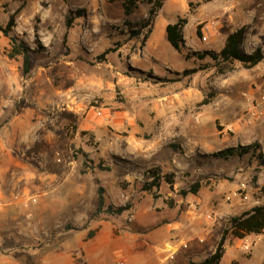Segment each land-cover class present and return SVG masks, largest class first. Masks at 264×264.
I'll return each instance as SVG.
<instances>
[{
	"label": "rangeland",
	"instance_id": "obj_1",
	"mask_svg": "<svg viewBox=\"0 0 264 264\" xmlns=\"http://www.w3.org/2000/svg\"><path fill=\"white\" fill-rule=\"evenodd\" d=\"M41 4L39 12L45 16L43 19L36 11V0L25 1L21 16L24 19L34 16L30 23L24 25H32L35 31L40 27L45 33L54 30L56 44H60L66 33L65 18L71 15V10L85 9L86 15L88 9L90 16L103 18L97 27L90 28V36L92 40L95 38V43L88 47L92 50H87L85 55L81 54L85 57L83 59L82 56L73 58L68 48V32L62 44L49 50L44 48L36 33L32 37L39 53H32L34 61L31 66L45 68L44 72L50 75V80L45 83L44 89L56 91L64 97L58 101L55 110L50 109L41 118L42 124L54 133L57 143L66 142L62 148L68 156L62 170L68 169L71 173L69 177L62 175L60 184L74 185L80 190L72 195L75 204L70 210H61L60 219L54 222L57 224L43 226L34 221L29 226V236L7 237L0 242V249L12 253L22 264H38L41 254L36 252L50 235L64 232L76 234L86 229L90 237L89 232L92 231L94 235L101 222L111 220L114 225H122L120 230L137 232L139 228L134 226L133 220L139 217L152 223V218H155L152 204L159 196H163L167 206L173 208L183 203L186 197H192V193L184 195L180 191L187 190L194 182L198 181L203 187L212 184V180L229 184L234 177L226 176L225 173L235 167H249L248 175L241 179L249 184L254 182L258 165L262 163L258 153L254 152V159L253 156H245L243 159L229 158V161L214 155L221 145L244 140L236 132L239 128H236L246 123L250 104L256 100L244 90L240 92V99L230 98V90L226 86L230 73L217 72V69H225L230 64L209 58L210 62H202L191 54L187 58L181 51L170 46L165 29V40L158 43L157 50L153 51L156 59L145 60L140 53L148 35L147 26L142 27L149 9L145 3H140L129 17L133 21L132 26L123 24L125 16L121 1L44 0ZM6 13L1 11L0 18L5 17ZM167 17L160 14L155 18L152 41L159 36L161 25ZM95 23L81 17L73 20L71 27L76 32L78 42L82 39L81 31L84 27ZM132 29H139L138 34L136 30L130 31ZM192 31L193 25L190 22L183 31L187 39ZM28 33H32V30ZM115 40L123 44L122 49L119 53L105 54L101 59L100 54L112 46ZM248 43L250 41L247 39ZM202 45L207 47L204 42ZM56 48L59 49L58 53ZM58 57L60 63L55 60ZM71 58L74 59V67L70 71L68 64L64 63ZM51 59L56 61L55 64H46ZM232 65L234 67L235 63ZM238 66L237 70L246 71L241 64ZM191 69L195 70L187 73L186 70ZM231 73L237 75L239 72ZM85 76L93 79L89 86V90L92 89L91 95L80 101L74 113L69 106L76 103L69 101V94L74 91L79 79ZM25 78L29 82L25 89L36 88L29 81L30 75ZM263 86L264 81L259 96ZM238 99L249 103V106L243 107L242 118L234 121L228 114L218 111L226 103H237L235 100ZM56 157L63 158V155L57 153ZM152 160L160 161L162 173L174 174L173 185L170 187L162 180L160 187L154 190L156 196L142 190V184L148 180L144 171L152 166ZM99 186L104 188L106 204H128L129 209L121 215L106 212L94 214ZM36 203L35 196L29 197L27 205L36 206ZM38 212V208L32 207L30 214L36 217ZM43 229L47 231V236L41 234ZM12 231L16 232L15 228ZM251 250L253 254L257 253L256 248L252 247ZM251 250H244L247 258ZM102 260L104 264H114L115 261L131 264L121 260V256L110 253ZM76 261L77 264L84 263L82 259Z\"/></svg>",
	"mask_w": 264,
	"mask_h": 264
},
{
	"label": "crops",
	"instance_id": "obj_2",
	"mask_svg": "<svg viewBox=\"0 0 264 264\" xmlns=\"http://www.w3.org/2000/svg\"><path fill=\"white\" fill-rule=\"evenodd\" d=\"M25 1L15 16L13 34L24 41L30 49L28 65L30 73H23L21 56H8L9 37L0 31V242L11 236H29V226L34 221L43 226L57 224L54 222L56 219H60L61 210H70V207L75 204V197L72 195L76 190H80L74 185L60 184L62 175L69 177L71 173L68 169L62 170L63 163L67 161L66 157L68 156L65 155V150L62 148L66 142L57 143L53 137L54 133L46 128L44 123L42 124L41 118L50 109L55 110L58 101L60 102L64 97L56 91L44 89L45 83L50 80V75L44 72L45 68L38 69L31 66L34 61L32 53H39L34 47L32 37L36 33L44 48L49 50L51 47L54 48V46L62 44L64 36L68 32V43L70 44L68 48L73 58L82 56L83 59L86 51L92 50L88 48L89 45L92 46L95 43V38L92 40V35L90 36L92 33L90 28L97 27L99 22L103 21L100 16H90L87 9L86 15L76 18H87V22L96 23L84 27L81 31L82 39L78 42L76 32L70 27L66 29L60 44H56L54 30L45 33L40 27L35 31L32 25L29 27L24 25L30 23L34 16L33 14L29 19H24L21 16ZM43 1L36 0V11L39 15ZM115 1L122 3V0ZM188 1L199 4L190 11ZM20 5L22 2L17 0H0V12H7L5 17L0 18V26L5 25L9 15ZM160 14L168 17L161 25L162 31L159 36L155 41H152V25ZM177 17L187 18L183 31L190 22L193 25L192 35L189 39L183 32L184 47L181 52L187 58L189 54L194 56L192 55L194 51L218 52L223 47L229 32L244 27V40L240 50L245 54H250L259 47L263 57L252 68L243 67L245 72L237 70L240 63L236 64L238 61H235L234 69L226 72L233 75H229L230 79L226 86L230 90L231 99H240V92L244 90L253 95L252 98H255V103L258 104L260 86L264 81V68L262 67L264 64V0H210L207 2L163 0L162 7L152 23L147 26L148 35L144 45L140 48L142 51L140 53L145 60L156 59L153 51L157 50L158 43L165 40L163 29H166L167 24L175 22ZM130 22L133 21L130 20ZM203 24L210 25L206 32L207 41L200 39L204 34L201 30ZM197 29L200 35H197ZM30 30L32 33H28ZM122 33L125 34L124 31ZM247 39L251 44L247 45ZM115 41L112 46L116 43ZM203 42L207 44V47L202 45ZM122 45L119 44L112 52L119 53ZM58 48H56V53H58ZM184 50L186 51L184 52ZM73 58L64 63V65L68 64L70 71L74 67ZM208 58L211 60L209 56L199 60L210 62ZM206 59L207 61H205ZM51 60V62L46 61V64H55V60L60 63L59 57ZM138 64L144 65L141 62ZM236 71L239 72L237 75L231 73ZM29 75L32 87L36 86L30 90L25 89L29 84L25 76ZM90 83H93V79L88 76L80 78L74 91L69 94V101L76 103V105L69 106L74 113L77 111L80 101L91 95ZM239 99L235 100L237 102L235 104L226 103L218 111L228 114V117L234 121L242 118L243 107L249 106V103ZM66 103L70 105L69 102ZM251 108L252 103L250 104ZM245 121L243 127L236 128H239V131L236 132L244 140L239 143L228 142L217 150L247 145L252 142L259 143L260 147L255 152L261 156L263 162L258 165L253 183L249 184L245 179H241L242 176L246 178L250 170L249 167H235L225 173L226 176L234 177V180L229 184L212 180V184L206 187L201 185L198 191L192 194V197H186L183 203L177 204L173 208L167 206L163 201V196H159L152 204V214L155 217L152 218V223H147L139 217L133 220L134 226L139 228L137 232L120 230L122 225H118V223L114 225L111 220L101 222L99 230L90 237L86 229H81L76 234L64 232L50 235L45 238L46 242L36 252L41 254L38 264H77L76 259H82L83 264H104L102 258L107 253L119 255L121 260L131 264L136 262L141 264H189L190 260L201 261L211 255L221 238L228 219L264 202L260 192V188L264 185V114L253 118L248 114ZM57 153L63 155V158L56 157ZM245 156H253L254 159V151L251 150L241 157L234 155L229 158L243 159ZM151 164L160 165V161L152 160ZM241 182L247 185L248 198L243 200L240 197H233L227 201L226 194L236 189ZM32 196L37 198L36 206L27 205L29 197ZM32 207H36L40 211L36 217L35 214H30ZM12 228H15L16 232L12 231ZM41 234L47 236L48 233L43 229ZM183 245L185 246L183 247ZM244 245H248L250 250L252 247L256 248L257 253L253 254V250H251L250 257L247 258L244 253ZM170 249H177L172 257H169ZM173 260L174 262H172ZM263 262L264 230L259 234H248L240 239L227 238L224 254L219 264H261ZM0 264H22V262L16 260L12 253L0 249Z\"/></svg>",
	"mask_w": 264,
	"mask_h": 264
},
{
	"label": "trees",
	"instance_id": "obj_3",
	"mask_svg": "<svg viewBox=\"0 0 264 264\" xmlns=\"http://www.w3.org/2000/svg\"><path fill=\"white\" fill-rule=\"evenodd\" d=\"M22 2V5L15 10L12 14L9 15L7 22L4 26H0V31L3 35L9 37L10 49L8 50L9 57L21 56L22 58V69L23 73L27 74L29 72V62H30V49L20 40L17 36L13 34V27L15 26V16L19 12L20 8L23 6L25 0H17ZM113 2L115 0H108ZM201 2H207L210 0H200ZM140 3H146L149 5L147 12V17L142 27L149 26L153 19L155 18L157 12L160 10L163 4V0H122V8L125 19L123 24L126 26H132L129 20V16L133 13L134 9L138 7ZM199 3H193L188 1V6L190 11H192ZM85 13V9H79L76 11H70L69 16L65 18L66 28L72 26V22L76 17L82 16ZM187 23L186 17H177L176 21L169 23L166 26V37L170 45L178 50L184 47V38H183V27ZM244 27H240L234 31L228 33L223 47L218 52L212 51H203V52H192V55L196 56L198 59H203L206 56H209L216 62L228 63L227 68L217 69L218 74H224L228 71L234 69L232 63L238 61L244 68H252L262 60V51L258 47L252 53L245 54L240 50V46L244 40ZM134 32L135 30H130ZM137 31V30H136ZM138 34V31L136 32ZM197 35H200L199 30H196ZM120 43H114L113 47L105 49L101 54L100 58L109 52L115 51L117 46ZM195 69L186 70L187 73L194 71ZM185 71V72H186ZM260 147L259 143L252 142L247 145H237L236 147H228L214 153L216 157L223 159H228L231 156L237 155L239 157L243 156L246 153H249L251 150L255 152ZM258 157L262 160L261 156L258 154ZM263 162V161H262ZM145 177L148 179L142 184V190L148 193H152L153 196H156L154 190H157L160 187L161 181H165L170 187L174 183V174L173 173H162L160 165H152L150 168L145 169ZM200 187V183H192L187 190H181V194H187L190 192L195 194ZM261 196L264 199V185L260 188ZM129 205H120L114 206L113 204H106L104 198V188L99 186L97 188V206L94 211V214L100 212H106L111 215H121L124 211L129 209ZM264 230V202L259 205L253 206L251 209L242 212L239 215L232 216L228 219V222L223 229L220 240L217 243V246L214 252L211 255L206 256L201 261H189V264H219L220 260L224 254V249L226 245V240L229 237L233 238H244L248 234H259ZM89 235L92 236V231L89 232ZM261 264H264L261 263Z\"/></svg>",
	"mask_w": 264,
	"mask_h": 264
},
{
	"label": "built area",
	"instance_id": "obj_4",
	"mask_svg": "<svg viewBox=\"0 0 264 264\" xmlns=\"http://www.w3.org/2000/svg\"><path fill=\"white\" fill-rule=\"evenodd\" d=\"M209 27H210L209 24H203L202 25L201 30L204 34L201 35V37H200L201 41H207L208 40L206 32L209 29ZM248 114L252 118L256 117L258 115L264 114V86L262 88L261 96L259 98L258 104H256L254 101H252V108L249 110ZM233 197H240L243 200H246L248 198L246 183H244V182L239 183L236 189L229 191L226 194L225 199L228 201V200L232 199ZM32 200L35 201V198H32ZM208 218H211V216H208ZM184 246L185 245H183V247ZM243 248L246 251L250 250L248 245H244ZM176 251H177V249H170L169 250V257H172V255H174L176 253ZM116 264H122V262L119 261Z\"/></svg>",
	"mask_w": 264,
	"mask_h": 264
}]
</instances>
